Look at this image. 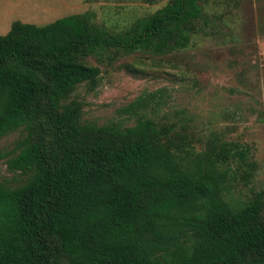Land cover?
Segmentation results:
<instances>
[{"label": "trees", "instance_id": "trees-1", "mask_svg": "<svg viewBox=\"0 0 264 264\" xmlns=\"http://www.w3.org/2000/svg\"><path fill=\"white\" fill-rule=\"evenodd\" d=\"M209 1L170 0L118 32L84 12L0 34V138L27 131L8 160L24 180L0 182V264H264V191L228 198L234 164L255 175L249 146H189L159 117L165 89L122 108L131 125L85 120L72 98L101 80L90 56L187 48Z\"/></svg>", "mask_w": 264, "mask_h": 264}, {"label": "rangeland", "instance_id": "rangeland-1", "mask_svg": "<svg viewBox=\"0 0 264 264\" xmlns=\"http://www.w3.org/2000/svg\"><path fill=\"white\" fill-rule=\"evenodd\" d=\"M169 1L0 0V34L15 20L44 25L84 12L118 32ZM205 13L211 26L195 34L183 50L88 57V63L100 67L101 80L93 89L80 85L72 98L83 102L85 120L131 125L136 116L122 108L146 92L165 89L159 117L188 133L189 146L200 151L218 136L250 147L257 161L253 178L242 180L233 165L237 179L228 198L238 206L264 191V0H210ZM26 133L20 129L0 138V182L11 187L25 178L10 169L8 160L19 152L17 144Z\"/></svg>", "mask_w": 264, "mask_h": 264}, {"label": "crops", "instance_id": "crops-1", "mask_svg": "<svg viewBox=\"0 0 264 264\" xmlns=\"http://www.w3.org/2000/svg\"><path fill=\"white\" fill-rule=\"evenodd\" d=\"M14 22V21H13ZM12 26V25H11Z\"/></svg>", "mask_w": 264, "mask_h": 264}]
</instances>
